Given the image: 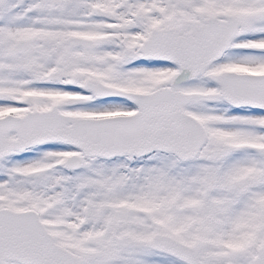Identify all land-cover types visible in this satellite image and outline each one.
Wrapping results in <instances>:
<instances>
[{"label": "snow or ice", "instance_id": "1", "mask_svg": "<svg viewBox=\"0 0 264 264\" xmlns=\"http://www.w3.org/2000/svg\"><path fill=\"white\" fill-rule=\"evenodd\" d=\"M0 264H264V0H0Z\"/></svg>", "mask_w": 264, "mask_h": 264}]
</instances>
